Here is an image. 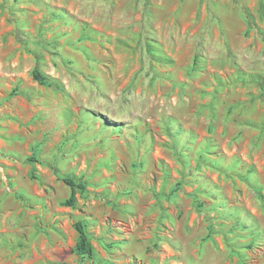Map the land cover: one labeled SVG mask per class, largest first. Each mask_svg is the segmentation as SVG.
<instances>
[{
    "label": "rangeland",
    "instance_id": "obj_1",
    "mask_svg": "<svg viewBox=\"0 0 264 264\" xmlns=\"http://www.w3.org/2000/svg\"><path fill=\"white\" fill-rule=\"evenodd\" d=\"M0 264H264V0H0Z\"/></svg>",
    "mask_w": 264,
    "mask_h": 264
},
{
    "label": "trees",
    "instance_id": "obj_2",
    "mask_svg": "<svg viewBox=\"0 0 264 264\" xmlns=\"http://www.w3.org/2000/svg\"><path fill=\"white\" fill-rule=\"evenodd\" d=\"M35 80H37L41 84H46L45 77L36 72L34 74ZM31 162H36L37 158L32 157L29 159ZM53 170L57 177L62 180L70 189L71 194L68 199H66L63 204L65 206L74 207L76 204V192H84L85 191V183L81 182L80 180H75L71 177L62 176L57 168L53 167ZM74 228L77 232L78 238L73 248V252L76 253L81 258H87L89 260H93L95 257V250L91 244L90 235L87 231V224L82 220H77L74 222Z\"/></svg>",
    "mask_w": 264,
    "mask_h": 264
}]
</instances>
